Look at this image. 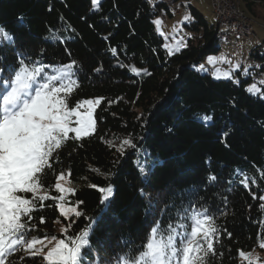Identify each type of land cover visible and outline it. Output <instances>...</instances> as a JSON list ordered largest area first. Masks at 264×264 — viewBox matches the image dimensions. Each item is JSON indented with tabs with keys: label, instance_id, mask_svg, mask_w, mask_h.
Here are the masks:
<instances>
[{
	"label": "trees",
	"instance_id": "16d2710c",
	"mask_svg": "<svg viewBox=\"0 0 264 264\" xmlns=\"http://www.w3.org/2000/svg\"><path fill=\"white\" fill-rule=\"evenodd\" d=\"M243 2L249 18L264 9V0ZM172 5L160 0H99L94 9L92 0H0V25L15 34L17 45L0 48L6 62H15L14 52L21 48L45 65L75 59L79 84L70 107L103 98L94 110L95 129L80 139L69 134L54 154L53 170L39 193L60 195L50 186L63 171L75 189L65 196V206L77 207L81 215L66 218L59 202L48 199L32 213L29 238L56 236L67 242L89 230L104 195L100 189L111 185L110 207L91 231L84 264H117L128 251L126 243L141 244L157 220L164 226L175 223L177 209L190 203L207 208L220 226L217 254L208 264H264L240 255L264 240V46L258 43L251 51L259 66L246 77L238 71L236 79H214L197 66L219 51V42H224L217 37L220 25L191 7V19L183 24L189 33L186 46L169 54L153 17L162 10L171 16ZM133 66L147 71L136 74ZM253 80L261 92L247 91ZM204 115L213 120L206 124L200 119ZM126 139L136 148L122 149ZM146 153L160 164L144 177L136 161ZM209 173L217 180L209 182ZM245 175L255 183L241 184ZM141 188L159 201L148 215L149 201ZM24 195L32 198L31 193ZM5 264L47 262L42 254L32 257L21 248L9 254Z\"/></svg>",
	"mask_w": 264,
	"mask_h": 264
},
{
	"label": "snow or ice",
	"instance_id": "6c2138e0",
	"mask_svg": "<svg viewBox=\"0 0 264 264\" xmlns=\"http://www.w3.org/2000/svg\"><path fill=\"white\" fill-rule=\"evenodd\" d=\"M92 4L94 9H98L99 0H92ZM188 19V16L184 17V20ZM176 44L181 46L182 41ZM4 45L17 48L15 34L0 25V48ZM112 52L115 54L116 49L113 48ZM169 54L173 53L170 51ZM14 55L15 62H6L7 57L0 55V264H5L7 256L21 248L32 257L42 254L47 264H84L85 253L90 251L91 231L103 220L110 207L111 185L100 189L104 195L96 216L90 218L89 230L76 237H68L67 242L52 236L48 242L52 246L37 248L36 245L42 241L38 237L29 238L34 230L30 222L32 213L38 207L42 209L48 199L59 202L57 206L66 218L70 213L81 215L77 207L65 206V194H74L75 189L61 183L66 179L63 171L55 175L56 182L50 186L60 195L39 193L45 187L48 172L53 170L54 154L71 138L69 134L74 133L75 138L80 139L95 129L94 110L103 98L78 101L70 107V97L79 84V65L75 59L54 66L32 60L22 48ZM216 60L212 56L207 58L209 65H214ZM199 68L204 70L205 66L202 64ZM94 71H102V67ZM131 71L139 74L147 70L133 66ZM231 74L226 71L224 78H230ZM260 84L264 85V81ZM247 91L256 94L261 89L252 84ZM200 119L207 124L213 117L204 115ZM125 145L136 148L131 139L124 140L121 148ZM150 157L151 154L146 153L144 159L136 161L141 176L147 177L160 164ZM207 179L214 182L217 176L209 173ZM250 180L255 183L245 175L240 183L247 185ZM140 192L148 198L145 208L148 215L159 201L154 202L151 194L145 193L143 188ZM27 193L32 194L31 199L26 198L24 194ZM260 199L264 200V197ZM170 206L176 207L175 203ZM168 207L166 204L161 211ZM261 207L264 208V204ZM40 221L44 223V218L41 217ZM219 233L220 226L208 209L190 203L188 207L177 209L175 223L169 222L164 226L161 220H157L141 244L130 246L133 242L126 243L128 251L121 254L117 264H208L217 254L215 243L219 240ZM227 234L231 236V233ZM240 255L245 254L241 252Z\"/></svg>",
	"mask_w": 264,
	"mask_h": 264
},
{
	"label": "rangeland",
	"instance_id": "374dc122",
	"mask_svg": "<svg viewBox=\"0 0 264 264\" xmlns=\"http://www.w3.org/2000/svg\"><path fill=\"white\" fill-rule=\"evenodd\" d=\"M158 1V0H154ZM165 1L167 3H174L177 6L178 13H173L169 16L163 10L162 13L165 16V19L161 14H158L153 17V23L158 30L159 34L162 35L164 43L163 46L169 51H176L184 46L185 40L189 33L184 28L183 24L186 23L189 19H191V7L198 10L204 18L209 22H214L216 19L215 12L212 8L211 0H160ZM240 6V10H243L246 15H250V12L244 5L243 0H237ZM242 11V12H243ZM256 18H249L244 13V16L250 19V23L252 24V29L254 35L246 38V37H232L231 42H219V51L215 54H209L203 58L205 61V68L201 70L199 68L202 65V62H199L198 69L202 73H209L212 78L217 79L216 77H220L219 79H236V72H240L243 77H246L250 72V69H255L259 66V63L250 56L253 48L261 43L264 46V9H257ZM188 16V20H184V17ZM159 21V23H157ZM221 31L230 30L231 26L229 25H220ZM182 41L181 46H177L176 42ZM209 56L217 58L216 63L214 65H209L207 62V58ZM236 65H240L239 68L235 67ZM226 71H230L231 77L224 78V73ZM256 84L255 80L249 82L247 84V88L249 85ZM98 97L89 98L95 100ZM100 98V97H99ZM74 134V133H72ZM75 135V134H74ZM66 179L62 180L61 183L65 187H70V182L67 174H65ZM67 194H65L66 196ZM67 207V206H66ZM74 213H70L69 216ZM62 227H59L61 230ZM82 234V232L80 233ZM51 240V239H50ZM42 244H37L36 247H44V245H48L49 240H41ZM55 241H53V244ZM264 244V240L260 243L259 247L251 251L250 253L242 256L244 259L251 261H263L264 260V247L261 245ZM47 251V248H44V252Z\"/></svg>",
	"mask_w": 264,
	"mask_h": 264
},
{
	"label": "bare ground",
	"instance_id": "6f19581e",
	"mask_svg": "<svg viewBox=\"0 0 264 264\" xmlns=\"http://www.w3.org/2000/svg\"><path fill=\"white\" fill-rule=\"evenodd\" d=\"M237 1V0H236ZM238 3V2H237ZM239 4V3H238ZM212 8L216 15V20L219 25H229L231 26L230 30L217 32V37L224 42H231L232 37H250L253 35L252 24L250 19L246 18L244 15H240V20L234 22V14H227L226 22L218 21V6L214 5L212 2ZM174 13H178V9L175 5L171 7ZM243 13V12H242Z\"/></svg>",
	"mask_w": 264,
	"mask_h": 264
},
{
	"label": "built area",
	"instance_id": "2783aa9c",
	"mask_svg": "<svg viewBox=\"0 0 264 264\" xmlns=\"http://www.w3.org/2000/svg\"><path fill=\"white\" fill-rule=\"evenodd\" d=\"M218 6V21L226 22L227 14H234V22L240 20V15H244L236 0H211Z\"/></svg>",
	"mask_w": 264,
	"mask_h": 264
}]
</instances>
